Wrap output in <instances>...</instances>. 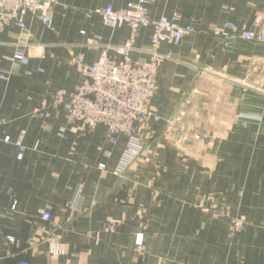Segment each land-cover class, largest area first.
Listing matches in <instances>:
<instances>
[{"label": "crops", "instance_id": "obj_1", "mask_svg": "<svg viewBox=\"0 0 264 264\" xmlns=\"http://www.w3.org/2000/svg\"><path fill=\"white\" fill-rule=\"evenodd\" d=\"M129 1L57 0L52 30L25 14L23 30L0 33V70L10 71L9 80L0 81V264H264V45L209 34L226 23L264 32V0H155L148 7L151 20L177 14L178 24L195 32L160 47L172 53L158 68L150 103L161 120L140 130L143 154L116 177L125 138L111 145L101 127L77 132L52 96L81 85L76 58L91 64L104 46L125 43L128 27L110 29L94 12ZM151 32L139 31L133 59L147 57ZM18 43L26 44L27 66L5 60ZM207 77L225 88L232 111L223 117L220 106L207 121L217 140L205 147L204 166L191 162L196 141L177 132L188 135L178 122L205 109L198 94ZM20 132L26 151L17 160ZM160 155L162 168L155 164ZM234 184L241 193L231 190ZM77 188L81 207L71 211ZM221 192L230 209L226 220L200 209L204 198ZM45 210L48 221L39 215ZM236 216L248 224L231 237ZM55 236L64 245L59 257L48 254ZM136 236L143 237L139 250ZM185 253H193L190 263L182 260Z\"/></svg>", "mask_w": 264, "mask_h": 264}, {"label": "built area", "instance_id": "obj_2", "mask_svg": "<svg viewBox=\"0 0 264 264\" xmlns=\"http://www.w3.org/2000/svg\"><path fill=\"white\" fill-rule=\"evenodd\" d=\"M155 0H133L125 6L115 8L111 4L94 13L99 15L103 24L116 29L126 26L129 37L121 46H104L98 59L91 64L81 63L76 58L74 64L79 68L82 83L72 92L56 91L52 96L54 107H63L68 122L73 124L77 132L84 133L101 127L105 130L111 145H115L118 137L125 138V146L120 158L112 172L121 177L124 172L143 154L145 147L140 130H149L152 124L159 122L160 117L155 114L150 103L157 88V73L159 66L172 58V53L160 52L162 44L176 46L180 44L185 35L195 32L191 26L181 27L178 22L180 16L175 14L172 18H161L153 21L149 18L148 7ZM57 0H0V32L14 26L19 30L25 28L24 15L30 14L39 20L46 30L53 29L52 10ZM260 16H256L254 23L258 25ZM151 28L149 47L145 59H133L132 53L137 51L135 42L142 29ZM210 34L222 41L242 40L264 45V32L254 31L247 27H239L226 23L215 27ZM11 64L27 66L30 60L26 44L14 45L13 54L5 58ZM9 70H0V81H8ZM48 118V114H44ZM25 132H20L15 141L18 149L17 160H22L26 148L24 146ZM196 136L195 140H201ZM105 158L109 152L103 153ZM98 169L104 172L105 164H99ZM81 189L77 191L70 203L74 210H78L81 202ZM15 203L11 210H14ZM212 210H217L212 206ZM42 220L51 219L49 211H41ZM235 227L237 224H234ZM242 227L243 223H238ZM236 229V228H234ZM238 230V228L236 229ZM13 242L12 238H8ZM139 241V242H138ZM135 245L141 246L140 238ZM48 253L51 257L64 254L58 236L48 240ZM20 264H27L21 262Z\"/></svg>", "mask_w": 264, "mask_h": 264}, {"label": "rangeland", "instance_id": "obj_3", "mask_svg": "<svg viewBox=\"0 0 264 264\" xmlns=\"http://www.w3.org/2000/svg\"><path fill=\"white\" fill-rule=\"evenodd\" d=\"M4 31V30H3ZM2 31V32H3ZM211 32V31H210ZM1 33V32H0ZM210 34V33H209ZM23 44V43H20ZM201 72H203V70H200ZM200 72V73H201ZM207 82L208 84L205 85V87H203L200 91L199 95V103L205 107V109H194V112H190L188 113V115H185L186 117H183L182 119H180L179 126L182 128V130L189 132L188 135H186L185 133H183L182 131L177 132V134H179V136L181 138H188V139H193L194 141H196L195 143L197 144H193L192 146L190 145V149L193 150V152L195 154H197L198 156L194 157V158H190L192 164H198V165H204V157H203V153H204V149L207 146L210 147L211 145L214 147L216 146V140L217 137L215 136V134H213L212 131H214V126L213 125H208V122H211L214 120V118L216 117V112L219 111V107L222 106L224 108V110L222 111V115L223 117H227L228 115H231V102L227 101L226 96H227V92L225 91V88H218L215 84H214V80L211 78L207 77ZM219 99V106L217 108H214V105L216 104V100ZM196 99V98H195ZM182 116V115H180ZM207 122V123H206ZM179 126H176V128L178 129ZM201 136L203 139H205V141H203V143L201 145H198L199 142L202 140H195L196 136ZM175 139V137H173ZM192 140V141H193ZM206 148V149H207ZM203 150V151H202ZM211 159L213 160V155L211 153ZM160 157L158 156V158H156L155 160V164L158 165V167H163L166 165V161L163 159H160ZM190 162V163H191ZM188 164H189V159H188ZM208 165H206L205 168H207ZM210 173V171L208 172ZM246 176V175H245ZM236 184L233 185V188H231V190L233 189L234 191H238V192H242L241 190H236L237 186H235ZM193 190V188H192ZM227 200V196H226V192H221L217 195H212V196H207L206 198H204V203L200 206L202 208V210H205L206 213L211 214L214 218H218V219H227L230 216V209L229 206L226 203ZM216 206V211L212 210V206ZM80 207L78 208V210H80ZM68 209L73 211L74 208H72L70 206V204L68 205ZM77 210V211H78ZM201 210V211H202ZM203 213V211L201 212ZM238 223H243L242 227H240L238 225ZM234 224H237L236 227ZM246 221L243 218V216H236L235 218L232 219V231L230 232V236L233 237L237 234H240L246 227ZM234 228H238V230L234 229ZM139 235V234H138ZM140 236V235H139ZM136 236L135 237V242L136 243L139 238H140V242H141V246L137 247L138 250L142 247V243H143V237H139ZM139 242V241H138ZM61 243V241H60ZM61 245L64 247V245L61 243ZM49 254V253H48ZM194 255L193 253H185L182 260L187 263V262H191L193 259Z\"/></svg>", "mask_w": 264, "mask_h": 264}, {"label": "bare ground", "instance_id": "obj_4", "mask_svg": "<svg viewBox=\"0 0 264 264\" xmlns=\"http://www.w3.org/2000/svg\"><path fill=\"white\" fill-rule=\"evenodd\" d=\"M240 41V40H239Z\"/></svg>", "mask_w": 264, "mask_h": 264}]
</instances>
